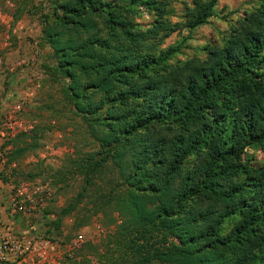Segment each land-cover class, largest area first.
<instances>
[{
	"label": "trees",
	"instance_id": "trees-1",
	"mask_svg": "<svg viewBox=\"0 0 264 264\" xmlns=\"http://www.w3.org/2000/svg\"><path fill=\"white\" fill-rule=\"evenodd\" d=\"M46 2L44 74L93 148L73 161L81 190L44 213L45 232L88 202L119 220L107 264H264V157L242 160L264 148V0L203 58L173 62L179 48L157 46L214 17L216 0L180 2L175 22L178 0ZM142 13L145 28L134 21ZM17 136L5 165L25 151Z\"/></svg>",
	"mask_w": 264,
	"mask_h": 264
},
{
	"label": "rangeland",
	"instance_id": "rangeland-1",
	"mask_svg": "<svg viewBox=\"0 0 264 264\" xmlns=\"http://www.w3.org/2000/svg\"><path fill=\"white\" fill-rule=\"evenodd\" d=\"M182 1L190 0L170 5L174 15L171 22L182 15ZM256 3L216 0L214 17L193 30L170 34L157 49L177 46L179 53L172 62L203 58L202 49L219 46L230 26ZM46 5V0H0V75L5 72L12 76L7 87L0 86V180L9 188V199L24 206L21 211H12L9 202L7 232L38 247L34 254L22 255L23 264H107L117 257L119 249L113 238L119 223L115 212L104 208L92 215L90 204L82 202L63 218L58 233L45 232L43 225L45 212L52 219L54 212L72 202L81 190L83 182L73 161L93 148L82 124L61 102L59 84L44 74V66L53 61L40 36ZM134 21L145 28L151 18L142 13ZM22 133L24 137L17 136ZM15 136L16 147L25 146V151L15 163L5 165L11 147L6 143ZM30 137L35 142L26 145L33 140ZM263 157V147L250 146L242 160L258 165ZM102 176L106 179V174Z\"/></svg>",
	"mask_w": 264,
	"mask_h": 264
},
{
	"label": "built area",
	"instance_id": "built-area-1",
	"mask_svg": "<svg viewBox=\"0 0 264 264\" xmlns=\"http://www.w3.org/2000/svg\"><path fill=\"white\" fill-rule=\"evenodd\" d=\"M30 202L31 200H27V203ZM10 207L12 211H21L22 208H24L22 204L13 202V199L10 200ZM7 230L8 229L5 228V233L0 238V262H7V259L8 261L17 262L21 259L22 255L26 253L34 254L38 250L35 244H30L22 238L17 239L12 237L8 234ZM78 242H80V240L75 243V246Z\"/></svg>",
	"mask_w": 264,
	"mask_h": 264
},
{
	"label": "crops",
	"instance_id": "crops-1",
	"mask_svg": "<svg viewBox=\"0 0 264 264\" xmlns=\"http://www.w3.org/2000/svg\"><path fill=\"white\" fill-rule=\"evenodd\" d=\"M7 75L5 74V72L2 73V76L0 75V82H1L0 86H2V88L8 86V82H9L10 78L12 77L10 75L9 76H7ZM2 88H0L1 91H2ZM0 138H1V133H0ZM1 169H2V163L0 161V171H1ZM8 190H9V188L7 187V185L0 180V238L5 233L4 227H7L6 229L10 228L9 217H10L11 211L9 210L8 207H9V202H10L11 198L9 199L10 191H8ZM23 261L20 260V262L15 261L13 263L12 261H8V259H7V262L6 261L0 262V264H23Z\"/></svg>",
	"mask_w": 264,
	"mask_h": 264
}]
</instances>
